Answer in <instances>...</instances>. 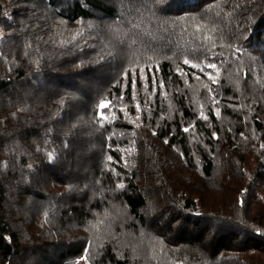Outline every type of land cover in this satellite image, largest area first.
I'll return each mask as SVG.
<instances>
[{
  "label": "trees",
  "instance_id": "1",
  "mask_svg": "<svg viewBox=\"0 0 264 264\" xmlns=\"http://www.w3.org/2000/svg\"><path fill=\"white\" fill-rule=\"evenodd\" d=\"M82 257L264 264V0H0V264Z\"/></svg>",
  "mask_w": 264,
  "mask_h": 264
},
{
  "label": "snow or ice",
  "instance_id": "2",
  "mask_svg": "<svg viewBox=\"0 0 264 264\" xmlns=\"http://www.w3.org/2000/svg\"><path fill=\"white\" fill-rule=\"evenodd\" d=\"M185 64L188 63L187 60L184 61ZM193 67H195V65H193ZM208 67H211V68H215V65H208ZM143 78V77H141ZM210 79L212 78L211 76L209 77ZM153 80H155V77H153ZM131 86L133 89L136 88V78H135V75H133V78H132V81H131ZM105 105L104 104H101V107L103 108ZM218 114V113H217ZM185 131H188V129L186 128Z\"/></svg>",
  "mask_w": 264,
  "mask_h": 264
},
{
  "label": "built area",
  "instance_id": "3",
  "mask_svg": "<svg viewBox=\"0 0 264 264\" xmlns=\"http://www.w3.org/2000/svg\"><path fill=\"white\" fill-rule=\"evenodd\" d=\"M79 264H88V263L86 262L85 257H82V258L79 260Z\"/></svg>",
  "mask_w": 264,
  "mask_h": 264
}]
</instances>
